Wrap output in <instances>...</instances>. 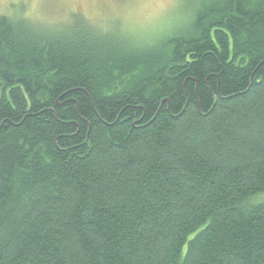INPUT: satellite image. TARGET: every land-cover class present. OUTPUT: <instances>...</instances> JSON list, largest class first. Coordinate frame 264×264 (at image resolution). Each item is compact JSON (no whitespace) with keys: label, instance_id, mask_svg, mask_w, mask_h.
<instances>
[{"label":"trees","instance_id":"1","mask_svg":"<svg viewBox=\"0 0 264 264\" xmlns=\"http://www.w3.org/2000/svg\"><path fill=\"white\" fill-rule=\"evenodd\" d=\"M192 12L134 44L0 16V264H264V0Z\"/></svg>","mask_w":264,"mask_h":264},{"label":"rangeland","instance_id":"2","mask_svg":"<svg viewBox=\"0 0 264 264\" xmlns=\"http://www.w3.org/2000/svg\"><path fill=\"white\" fill-rule=\"evenodd\" d=\"M199 0H0V16L67 33L76 15L112 40L154 42L192 20ZM99 29V30H98Z\"/></svg>","mask_w":264,"mask_h":264},{"label":"water","instance_id":"3","mask_svg":"<svg viewBox=\"0 0 264 264\" xmlns=\"http://www.w3.org/2000/svg\"><path fill=\"white\" fill-rule=\"evenodd\" d=\"M166 102H168V101L166 100Z\"/></svg>","mask_w":264,"mask_h":264}]
</instances>
